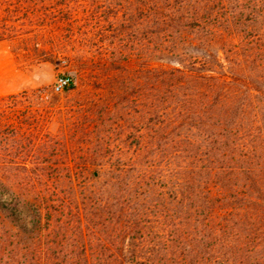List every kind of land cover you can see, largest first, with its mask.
Wrapping results in <instances>:
<instances>
[{
	"label": "rangeland",
	"instance_id": "374dc122",
	"mask_svg": "<svg viewBox=\"0 0 264 264\" xmlns=\"http://www.w3.org/2000/svg\"><path fill=\"white\" fill-rule=\"evenodd\" d=\"M50 1L48 10L61 11L49 13L44 30L27 40L0 41V96L28 92L23 103L36 112L20 117L42 124L53 152L46 158L50 166L46 177L69 199L66 207L53 213L51 232L42 231L36 240L37 232L29 228L15 239L22 258L30 260L38 254L35 244L49 241L53 260L63 264L75 259L80 227L92 219L103 224L99 228L110 242L130 243L137 250L134 254L153 259V264H199L194 253H183L191 248L189 241L180 244L176 237L205 228L193 220L197 210H206L208 194L206 174L195 168L205 164L196 158L203 157L210 137L189 126L181 131L162 126V117H171L173 100L181 96L160 88L159 67L181 66V58L186 66L232 79L233 87L243 89L244 83L256 80L257 72L264 78V51H259L264 48V20H236L222 38L211 42L202 30L176 20L168 19L172 37L160 33L161 7L170 10L166 5L176 7L179 0ZM233 2L228 0L229 5ZM54 16L61 26L51 27ZM256 35L259 45L253 41ZM59 74L70 75L73 82L56 92L53 85ZM245 95L249 96L241 94ZM16 120L11 115L5 118ZM82 180L88 181L83 193L78 182ZM92 198L106 206L98 210L91 205ZM84 204L82 223L78 207ZM240 227L231 224L233 232ZM204 242L193 244L203 255L200 264L221 260L223 252L231 254L233 264L253 260L242 258L247 253L237 243L228 250L208 237ZM12 246L0 240L1 249Z\"/></svg>",
	"mask_w": 264,
	"mask_h": 264
},
{
	"label": "trees",
	"instance_id": "16d2710c",
	"mask_svg": "<svg viewBox=\"0 0 264 264\" xmlns=\"http://www.w3.org/2000/svg\"><path fill=\"white\" fill-rule=\"evenodd\" d=\"M46 1L0 0V41L27 40L32 33L44 30L48 26L45 21L49 13L52 15L61 11L48 10V3L52 1ZM233 1L235 4L229 5L228 0H179L177 8L168 3L166 6L170 10L161 7L160 33L172 37L169 33L172 24L168 19L176 20L182 26L202 30L205 35L211 36L212 42L214 38H222V32L231 29L236 20H264V0ZM58 21L59 18L54 16L51 27L61 26ZM180 33L182 35L183 30ZM191 41L195 42L194 39ZM253 41L259 45L260 36H254ZM256 48L259 49V46ZM261 48L259 51H264ZM174 53L183 55L178 50ZM182 61L181 58L178 60L181 66L160 64V88L181 96L173 100L171 117H162L161 123L164 127L171 125L177 131L186 126H189L187 129H199L203 136L210 137V146H206L207 149L200 154L202 159L196 158L205 161V164L195 168L205 172L204 187L208 194L206 210H197L193 220L199 221L205 228L192 235L188 232L184 238L178 233L176 241L180 244L189 241L191 248L183 250V253L186 256L194 253L199 264L203 255L193 244H204V237L214 240L213 243L222 242L228 250L233 243H237V247L247 253L242 258H252L250 264H264L263 74L257 72L256 80L247 81L241 89L233 87L232 79H220L200 71L197 66H186ZM258 68H261V64ZM243 93L249 96L242 97ZM27 95L28 92L23 91L0 96V240L6 245H13L11 248L0 247V264H61L53 260L54 250L49 241L35 244L38 254L30 260L22 258V248L15 241L23 230L29 228L32 233L37 232L39 237L36 240L42 237V231L51 232L53 213L69 203L68 198L60 195L56 182L46 177L50 168L46 158L53 152L48 148L42 124L20 117L26 111L36 112V109L23 103ZM9 115L18 120L6 122L5 118ZM184 168L185 165L181 167ZM75 182L69 181L72 186H76ZM78 182L83 193L88 181ZM91 201V205L98 207V210L106 206H98L100 202L97 198ZM78 208L79 220L83 223L85 215L81 211L86 209L85 204ZM199 214L203 215L202 220L198 218ZM91 222L92 219L86 227H80L76 258L63 264H153V259H145L138 255L139 252L134 254L137 250L132 248V251L130 243L123 241L116 245L110 242L99 228V224H103L92 222L91 226ZM232 223H238L241 227L233 232ZM85 228H91V231ZM249 242L253 246L244 248L243 245ZM209 252H213V248ZM222 256L221 260L204 258L207 259L205 264L234 263L231 254L223 252Z\"/></svg>",
	"mask_w": 264,
	"mask_h": 264
},
{
	"label": "built area",
	"instance_id": "2783aa9c",
	"mask_svg": "<svg viewBox=\"0 0 264 264\" xmlns=\"http://www.w3.org/2000/svg\"><path fill=\"white\" fill-rule=\"evenodd\" d=\"M73 80L70 75L59 74L54 82L53 88L56 92H61L72 84Z\"/></svg>",
	"mask_w": 264,
	"mask_h": 264
}]
</instances>
